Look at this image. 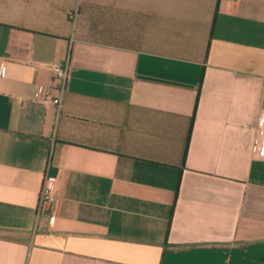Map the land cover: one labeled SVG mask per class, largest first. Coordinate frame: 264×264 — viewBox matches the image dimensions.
Returning a JSON list of instances; mask_svg holds the SVG:
<instances>
[{
	"label": "crops",
	"instance_id": "0c3cea01",
	"mask_svg": "<svg viewBox=\"0 0 264 264\" xmlns=\"http://www.w3.org/2000/svg\"><path fill=\"white\" fill-rule=\"evenodd\" d=\"M262 117L264 0H0V264H264Z\"/></svg>",
	"mask_w": 264,
	"mask_h": 264
},
{
	"label": "built area",
	"instance_id": "2783aa9c",
	"mask_svg": "<svg viewBox=\"0 0 264 264\" xmlns=\"http://www.w3.org/2000/svg\"><path fill=\"white\" fill-rule=\"evenodd\" d=\"M49 69L52 75L59 81V92L58 97H51L47 95L44 87H41L39 92L44 97V101L48 104L56 106L58 109L61 108L63 103V93L65 91L66 84L69 80V68L68 61L64 64H49ZM4 67L2 68V71ZM255 149L257 155L264 158V117L260 119L257 137L255 141ZM58 188L56 185V178L51 177L48 173V169L44 173L42 185L38 193L37 202V213L40 214L47 210L52 204L57 201Z\"/></svg>",
	"mask_w": 264,
	"mask_h": 264
}]
</instances>
